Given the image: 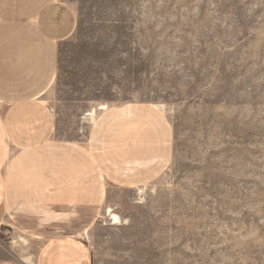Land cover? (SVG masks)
<instances>
[{
    "label": "rangeland",
    "instance_id": "rangeland-1",
    "mask_svg": "<svg viewBox=\"0 0 264 264\" xmlns=\"http://www.w3.org/2000/svg\"><path fill=\"white\" fill-rule=\"evenodd\" d=\"M64 1L76 26L39 101L85 202L46 226L1 211L0 264L58 238L88 264H264V0Z\"/></svg>",
    "mask_w": 264,
    "mask_h": 264
},
{
    "label": "crops",
    "instance_id": "crops-1",
    "mask_svg": "<svg viewBox=\"0 0 264 264\" xmlns=\"http://www.w3.org/2000/svg\"><path fill=\"white\" fill-rule=\"evenodd\" d=\"M75 26L73 9L64 0H0V212L45 220V226L55 203L86 197L84 177L69 175L63 165L53 143V117L39 101L55 82L60 45ZM86 154L100 170L95 154ZM41 264L88 260L75 243L58 238L48 242Z\"/></svg>",
    "mask_w": 264,
    "mask_h": 264
},
{
    "label": "bare ground",
    "instance_id": "bare-ground-1",
    "mask_svg": "<svg viewBox=\"0 0 264 264\" xmlns=\"http://www.w3.org/2000/svg\"><path fill=\"white\" fill-rule=\"evenodd\" d=\"M114 219H116V221H118L119 219L116 217V216H114Z\"/></svg>",
    "mask_w": 264,
    "mask_h": 264
}]
</instances>
